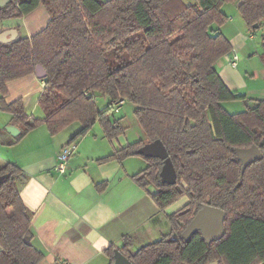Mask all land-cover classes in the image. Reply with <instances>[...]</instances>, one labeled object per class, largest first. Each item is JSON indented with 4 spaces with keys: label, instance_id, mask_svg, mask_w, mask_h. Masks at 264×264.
Returning <instances> with one entry per match:
<instances>
[{
    "label": "trees",
    "instance_id": "trees-1",
    "mask_svg": "<svg viewBox=\"0 0 264 264\" xmlns=\"http://www.w3.org/2000/svg\"><path fill=\"white\" fill-rule=\"evenodd\" d=\"M227 1L240 2L251 31L261 26L264 0H9L0 7V21L23 18L41 5L50 15L46 28L32 38L0 43V111L19 129L16 142L41 126L56 136L73 123L81 129L71 141L96 123L112 141L126 130L120 118L110 116L112 103L128 100L146 140L97 163L145 160L147 167L132 180L162 212L187 199L167 217L170 235L134 253L131 237L125 236L122 247L104 251L109 264L116 250L132 264H264V101L236 114L222 105L246 99L215 69L233 50L220 29L227 21L222 10ZM262 48L264 64V35ZM37 64L47 71L38 100L44 119L28 116L21 99L5 102L7 84L34 75ZM97 97L108 100L106 109L98 108ZM157 140L174 165L175 184L162 179L164 160L140 152ZM252 146L262 158L242 170L235 149ZM22 174L14 163L0 169V264L44 259L31 242L32 213L18 188ZM204 205L226 212L225 236L212 243L200 233L184 239L182 233ZM173 234L178 238L171 239Z\"/></svg>",
    "mask_w": 264,
    "mask_h": 264
},
{
    "label": "crops",
    "instance_id": "crops-1",
    "mask_svg": "<svg viewBox=\"0 0 264 264\" xmlns=\"http://www.w3.org/2000/svg\"><path fill=\"white\" fill-rule=\"evenodd\" d=\"M49 21L50 15L41 5L23 18L0 21V37L4 44L32 38ZM229 21L233 24L232 18ZM236 26L228 29L232 35L227 38L232 51L239 54L238 66L233 68L224 56L215 69L231 91L245 96L243 102L249 108L264 101L263 51L254 43L253 32L247 34L242 23ZM43 88L44 82L35 74L12 81L7 84L5 102L21 99L28 116L44 119L38 103ZM10 121L11 115L0 111V169L14 163L23 171L18 188L32 213L31 242L44 254L39 264H109L104 251L111 245L122 247L125 236L131 237L134 253L171 234L169 214L160 211L132 180L147 167L145 160L131 157L123 162L97 163L129 145L119 143L120 137L110 141L104 132L95 134L96 123L87 135L71 141L81 129V124L73 123L56 136L41 126L16 142L8 131L14 126ZM140 138L146 140V136ZM66 147H73V154L66 172L61 173L55 167ZM102 183L106 186L100 190L97 186Z\"/></svg>",
    "mask_w": 264,
    "mask_h": 264
},
{
    "label": "water",
    "instance_id": "water-1",
    "mask_svg": "<svg viewBox=\"0 0 264 264\" xmlns=\"http://www.w3.org/2000/svg\"><path fill=\"white\" fill-rule=\"evenodd\" d=\"M9 0H0V7H4ZM258 27L257 25L255 26ZM5 36V35H3ZM12 41L14 40L11 39ZM0 43L4 44L0 37ZM35 75L38 79H45L47 76V71L41 64H37L35 67ZM9 133L17 137L20 131L17 127H11L8 129ZM141 153L149 157L160 158L164 160V166L161 172L162 179L169 183L175 184L177 181V175L174 165L169 157L166 147L164 144L157 140L152 143L146 144L140 150ZM236 156L238 160L242 163V170H244L249 164L257 159L262 158L260 149L257 146H252L250 148H240L235 149ZM4 177H0V183L3 181ZM226 219V212L209 205H204L191 220L187 228L182 233L184 239H189L196 232H201L203 239L207 243H212L220 240L225 232L224 224ZM26 242H29L26 239ZM115 261L114 264H132L130 260L125 257L119 250L115 251ZM210 264H217L216 262Z\"/></svg>",
    "mask_w": 264,
    "mask_h": 264
},
{
    "label": "rangeland",
    "instance_id": "rangeland-1",
    "mask_svg": "<svg viewBox=\"0 0 264 264\" xmlns=\"http://www.w3.org/2000/svg\"><path fill=\"white\" fill-rule=\"evenodd\" d=\"M182 1L185 2L186 4H188V3L193 4L196 2V0H182ZM239 6H240V2H238V1H227L223 5L222 10L227 16V21L225 22V24L223 26L220 27V29L222 30V33L224 34V36L227 37L228 34L232 35L231 32H228L229 28H235L234 26L239 25L241 23L244 24V26L247 28V34H250V32H253L254 43L256 45H259V50H260V52H262L263 51L262 36L264 35V21L262 22V24L259 28H257L254 31H251L248 28L246 22L244 21L242 15H241ZM231 18L233 20L232 21L233 24L229 21V20H231ZM224 26H226V27L223 28ZM215 27H217V26H215ZM224 29H227V32ZM234 33H236V32H234ZM97 105H98V108L100 110H104L108 107V100L104 97H97ZM223 107L227 112H229L231 114L244 112L248 109L247 104L241 100L225 102V103H223ZM134 110H135V106L131 102H129L128 100H125L123 106L120 108L119 113H116L114 108H111V110L109 112L110 116L113 119L120 118L121 124L123 125L124 128H126L125 133L122 136H120V138H119V143H121L122 145L135 143L141 139L140 137H145V134H144L143 130L141 129V127H140V125H139V123H138V121L134 115ZM75 124H77V123H75ZM96 126L97 127H95V134H98V135L103 134L102 127L99 124ZM186 203H187V200L185 198H183V199L179 200L177 203L173 204L171 207H169L165 211V213L170 215V214L178 211L179 209H181ZM170 238L171 239H177L178 237H177V235L173 234Z\"/></svg>",
    "mask_w": 264,
    "mask_h": 264
},
{
    "label": "built area",
    "instance_id": "built-area-1",
    "mask_svg": "<svg viewBox=\"0 0 264 264\" xmlns=\"http://www.w3.org/2000/svg\"><path fill=\"white\" fill-rule=\"evenodd\" d=\"M228 62L233 67L236 68L239 63V54L235 51H231L228 55ZM124 101H115L112 103V108H114L116 113L120 112V108L123 106ZM73 154V147H66L58 156V164L56 165L55 169L58 172L65 173L67 163Z\"/></svg>",
    "mask_w": 264,
    "mask_h": 264
},
{
    "label": "flooded vegetation",
    "instance_id": "flooded-vegetation-1",
    "mask_svg": "<svg viewBox=\"0 0 264 264\" xmlns=\"http://www.w3.org/2000/svg\"><path fill=\"white\" fill-rule=\"evenodd\" d=\"M224 228H225V227H224ZM196 233H200V234H201V236H202V233H201V232H196ZM224 236H225V232H224V235H223V237H224ZM223 237H222V238H223ZM202 238H203V236H202Z\"/></svg>",
    "mask_w": 264,
    "mask_h": 264
}]
</instances>
